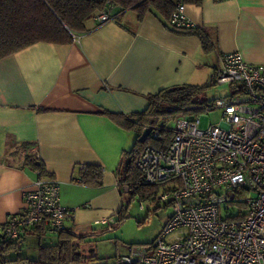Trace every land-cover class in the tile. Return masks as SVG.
I'll return each mask as SVG.
<instances>
[{"label": "crops", "instance_id": "crops-1", "mask_svg": "<svg viewBox=\"0 0 264 264\" xmlns=\"http://www.w3.org/2000/svg\"><path fill=\"white\" fill-rule=\"evenodd\" d=\"M120 10L101 24L89 20L70 44L36 42L0 58V223L23 210V192L37 178L24 161L36 153L71 210L66 227L79 237L105 231L97 221L124 204L115 170L135 135L104 112L128 116L160 89L211 84L221 52L264 65V0L185 4L186 17L209 36L208 53L197 36L152 13L139 21ZM82 164L102 168L100 186L77 182Z\"/></svg>", "mask_w": 264, "mask_h": 264}, {"label": "built area", "instance_id": "built-area-1", "mask_svg": "<svg viewBox=\"0 0 264 264\" xmlns=\"http://www.w3.org/2000/svg\"><path fill=\"white\" fill-rule=\"evenodd\" d=\"M184 11L179 3L170 13L171 29L196 27ZM108 19L106 11L95 17L97 24ZM213 80L238 90L206 106L219 111L218 122L201 128L198 117L180 116L164 147L147 145L136 158L141 182L160 184L158 199L172 213L150 243L129 246L117 264H264V65L239 51L221 52ZM164 126L147 129L160 139ZM23 201L22 211L0 223V235L11 241L37 226L61 230L71 218L59 183L45 176H37Z\"/></svg>", "mask_w": 264, "mask_h": 264}, {"label": "trees", "instance_id": "trees-1", "mask_svg": "<svg viewBox=\"0 0 264 264\" xmlns=\"http://www.w3.org/2000/svg\"><path fill=\"white\" fill-rule=\"evenodd\" d=\"M179 3L200 5L202 0H0V58L36 42L70 44L74 40V35L87 30L86 23L89 20L95 21L99 12H108V20L115 18L110 13L114 6L121 8L120 13L128 10L134 11L139 21L145 14L152 13L160 17L165 25L167 22L168 26L170 13ZM172 30L176 33L197 36L206 53L213 49L208 34L202 29ZM212 84H215L214 80L208 85L183 84L160 89L148 95V104L143 111L128 116L104 112L118 125L135 135L133 146L122 151L115 170L121 189L131 184L134 189L130 193L134 194L142 186H155L156 188L161 186L160 184L142 183L140 173L134 164L135 160L145 146L152 145L162 148L170 141L175 119L205 111L206 106L214 99L203 101L200 100L198 94ZM237 91L235 86H231L232 93ZM161 123L165 126L160 139L148 134L144 141L140 140L145 129L157 127ZM24 162L31 166L34 172H38L37 176L46 175L41 159L35 158L34 155H27ZM102 173L100 166L84 165L79 169L76 179L82 185L96 187L102 184ZM125 216V205L123 204L112 223L105 225V230L111 231L118 227ZM50 232L56 234V243L39 245L35 258L20 255L14 258L8 257L11 249H18L19 240H23L25 234L35 233L43 236ZM83 239L84 237L75 235L68 227L55 230L45 226H37L20 234L16 243L0 237V244H2L0 264H85L92 262L95 260L94 256H84L78 251V242H83ZM118 257H115L114 264H117Z\"/></svg>", "mask_w": 264, "mask_h": 264}, {"label": "rangeland", "instance_id": "rangeland-1", "mask_svg": "<svg viewBox=\"0 0 264 264\" xmlns=\"http://www.w3.org/2000/svg\"><path fill=\"white\" fill-rule=\"evenodd\" d=\"M230 88L228 85L212 84L198 96L200 100L211 101L229 95ZM191 116L198 117L200 127L205 128L209 123H217L220 113L217 110H205ZM162 190V186H142L134 194L124 192L126 216L119 226L111 231L91 232L84 237L83 242H78V251L84 256L95 257V260L85 264H114L115 257L126 254L129 246L139 247L150 243L172 213L171 207L158 199ZM56 241L57 237L53 232L43 236L27 233L18 249L8 252V257L20 255L35 258L39 245L53 244Z\"/></svg>", "mask_w": 264, "mask_h": 264}, {"label": "water", "instance_id": "water-1", "mask_svg": "<svg viewBox=\"0 0 264 264\" xmlns=\"http://www.w3.org/2000/svg\"><path fill=\"white\" fill-rule=\"evenodd\" d=\"M148 134H149V129H145L143 134L140 137V140L144 141ZM123 191L126 192L127 191V187H123ZM0 237H2V235H0Z\"/></svg>", "mask_w": 264, "mask_h": 264}]
</instances>
